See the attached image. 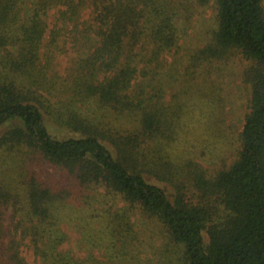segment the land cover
<instances>
[{
	"label": "trees",
	"instance_id": "trees-1",
	"mask_svg": "<svg viewBox=\"0 0 264 264\" xmlns=\"http://www.w3.org/2000/svg\"><path fill=\"white\" fill-rule=\"evenodd\" d=\"M211 1L0 0V161L13 151L37 153L78 187L60 190L25 174L4 184L0 205L24 214L21 238L43 264H264L263 0H213L216 26L191 57L197 65L238 52L249 62L250 110L237 158L207 176L193 160L163 154L175 140L180 106L163 101L162 56L179 48L193 7ZM87 7L91 18L79 29ZM52 8H60L62 27L45 45ZM70 39L81 51L63 76L50 54ZM106 198L113 204L103 210L98 237L87 240V255L59 250L63 210L95 217L93 205ZM118 201L122 207L113 208ZM136 209L169 240L144 262L131 221ZM92 248L105 253L98 258ZM6 264L26 262L14 251Z\"/></svg>",
	"mask_w": 264,
	"mask_h": 264
},
{
	"label": "rangeland",
	"instance_id": "rangeland-1",
	"mask_svg": "<svg viewBox=\"0 0 264 264\" xmlns=\"http://www.w3.org/2000/svg\"><path fill=\"white\" fill-rule=\"evenodd\" d=\"M262 7L264 14V0ZM60 8L50 9L45 16L48 25L45 45L50 40L52 29L62 27L58 20ZM90 18L91 8L87 7L82 11L79 29L87 27ZM215 26L213 0L205 7L194 6L187 22L186 34L178 42L179 48L162 56L164 67L163 70H159L158 76L165 84L164 103L173 107L180 106L175 140L164 146L163 154L170 155L174 161L193 160L205 170L207 176H214L218 170L230 166L237 158L239 134L245 116L250 110L251 94L250 85L243 78L249 62L240 53H229L223 60L192 64V55L199 48L205 47ZM71 27V24L68 25L69 29ZM74 34L78 36V33ZM62 39L61 36L60 40ZM42 51L46 52L47 48H43ZM80 51L79 46L73 45L72 39L66 43L64 51L58 53L51 50L50 55L53 58L50 61L54 66L53 70L63 76L67 75ZM51 131L59 132V129L54 126ZM16 153L17 151H13L11 155L1 157V198V193H5L4 184L11 180L21 181L22 174L28 178L34 177L44 186L56 183L60 190L63 188L65 191L78 188L75 186L77 181L66 169L51 164L37 153L18 152L15 157ZM164 185L172 191V186ZM98 190L104 191L102 188ZM104 203L106 204L93 205L90 212L93 213L97 208L99 216L91 218L88 214L84 216L83 212L74 215L68 208L63 210L64 215L59 222V228L66 234V240L58 247L59 250H69L76 257L87 255L89 252L87 240L94 239L98 235L97 231L99 232V229L105 225V220L101 216L104 215L103 210L113 204L110 198H106ZM115 207H122V203L118 201L113 208ZM15 210L11 204L0 205V258L3 264H6L14 251L18 252L26 264H43L42 260L34 255L29 240L21 238V229L23 224H26L24 222L26 218L22 212ZM131 215L133 228L139 236L142 247L140 257L144 262L155 250H164L169 240L159 222L144 217L138 209ZM92 249L93 254L98 258L105 253L103 248Z\"/></svg>",
	"mask_w": 264,
	"mask_h": 264
}]
</instances>
